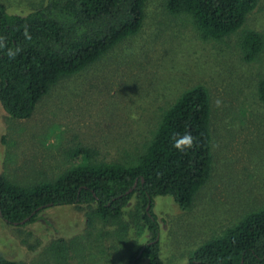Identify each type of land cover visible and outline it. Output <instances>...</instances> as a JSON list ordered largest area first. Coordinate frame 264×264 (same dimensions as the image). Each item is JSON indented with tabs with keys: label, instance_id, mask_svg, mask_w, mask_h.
Wrapping results in <instances>:
<instances>
[{
	"label": "rangeland",
	"instance_id": "rangeland-1",
	"mask_svg": "<svg viewBox=\"0 0 264 264\" xmlns=\"http://www.w3.org/2000/svg\"><path fill=\"white\" fill-rule=\"evenodd\" d=\"M2 1L8 12L24 14L44 0ZM144 11L136 34L60 79L31 117L12 119L0 106V174L30 185L87 162L135 161L163 110L186 89L202 84L212 109L211 175L187 210L169 196H155L153 205L163 264H185L199 245L264 206V102L257 95L264 77V44L247 61L239 42L247 30L261 34L264 42V0H257L243 25L220 40L202 37L189 15L168 11L166 0H147ZM78 148L87 154L75 156ZM135 203L133 197L120 217L128 224L123 237L121 223L101 222L93 205L51 207L23 225L0 219V257L16 264H128V250H137L148 239L146 230L138 234L129 222ZM89 232L106 252L93 262L87 251L71 250L65 257L64 249L71 245L92 246L85 237ZM104 232L108 235L98 240Z\"/></svg>",
	"mask_w": 264,
	"mask_h": 264
},
{
	"label": "trees",
	"instance_id": "trees-1",
	"mask_svg": "<svg viewBox=\"0 0 264 264\" xmlns=\"http://www.w3.org/2000/svg\"><path fill=\"white\" fill-rule=\"evenodd\" d=\"M146 1L44 0L27 13L18 14L8 12L0 0V106L4 112L16 120L31 117L36 104L60 79L85 69L139 31ZM256 3L257 0H166V8L174 14L189 15L202 37L220 40L243 25ZM239 42L247 61L253 60L264 44L261 34L253 30L245 31ZM257 95L264 102V77L258 81ZM210 103L208 90L202 84L182 92L163 110L149 144L135 161L87 162L55 179L30 185L14 183L0 174V219L10 225H23L36 221L40 212L51 207L93 205V213L101 222L121 223L123 237L128 224L120 217L134 197L129 222L135 224L138 234L146 230L148 239L133 252L122 243L129 251L128 264L142 260H147L146 264H163L154 197L169 196L185 211L209 179ZM185 132L196 137L197 146L183 154L172 147L171 137ZM86 152L78 148L73 154ZM90 234L85 237L91 247L85 242L78 247L71 245L64 249L65 257L71 250L89 253L88 249H92L97 253L86 255L93 262L106 252L102 246L97 248L96 237ZM107 235L99 233L97 239ZM64 242L59 239V247ZM0 264L16 263L0 257ZM185 264H264V206L243 215L221 236L199 245Z\"/></svg>",
	"mask_w": 264,
	"mask_h": 264
},
{
	"label": "clouds",
	"instance_id": "clouds-1",
	"mask_svg": "<svg viewBox=\"0 0 264 264\" xmlns=\"http://www.w3.org/2000/svg\"><path fill=\"white\" fill-rule=\"evenodd\" d=\"M220 101L217 100V106H220ZM172 147L178 152L186 154L188 150L197 146V139L190 132H185L183 135L179 133L173 134L171 137Z\"/></svg>",
	"mask_w": 264,
	"mask_h": 264
}]
</instances>
